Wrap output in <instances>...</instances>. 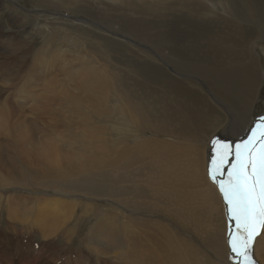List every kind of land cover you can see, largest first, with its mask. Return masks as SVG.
Wrapping results in <instances>:
<instances>
[{
	"label": "bare ground",
	"instance_id": "6f19581e",
	"mask_svg": "<svg viewBox=\"0 0 264 264\" xmlns=\"http://www.w3.org/2000/svg\"><path fill=\"white\" fill-rule=\"evenodd\" d=\"M167 1L168 0H156L155 2H147L146 0H115V2L119 3L117 4L119 5L118 7L117 5L108 6L109 4H107V7H104V9L98 12V9L94 7V4H92L94 6H82L78 3V0H38L37 3H39L40 6L48 5L55 8L58 7L59 9L68 7L86 17L118 24L120 28L124 29L129 35L137 37L136 39L149 44L151 43L159 49H168L171 52V55L174 56L173 58L169 56L170 60L168 63L172 72L175 73V75H179L181 78L188 79L189 76H192V78L195 77L197 80L188 79V81H186L189 83L188 85H191V88L189 89L176 79L177 76L176 78L170 76L165 69L159 66L153 67L150 63H134V70L141 72L143 80L150 82L152 85V90L143 92L141 89L144 88V86L142 88L139 87L140 82L135 75L127 72L123 73L122 76L118 78L116 73L117 68L112 66L108 58L103 60V65L106 64L105 68H103L104 70L109 69V75L106 72L107 75L102 77L100 73V77L96 79L98 80L99 85L95 88L93 85L87 84V82L89 83L94 79L93 73L87 72V74H84L82 72L83 69L93 70L95 63L86 57H80L78 63L81 64L78 68H81V71L76 70L77 72L75 73L72 71L69 74L70 76L68 75L69 81H71L72 78L74 80V86L72 87L75 88L73 89L74 92L75 90L78 91L76 92L77 94H74V92H67L64 96V93H61V89L63 88L62 79L58 77H55V79L53 78L55 81L48 80L46 86H42V89L45 88V90L43 89L44 91L48 90L49 97H47V92L44 93L46 97H42L43 94H40L41 91L39 90L41 89L40 82L43 81L39 82L36 80L37 82L34 83V86L39 87V90L36 89L39 94H34L37 96H34L35 98L32 94V99L35 100H29V94L32 93L33 90L31 89L32 91L29 92L28 89H24V85L26 84L28 87H31V80L30 82H23V85L21 86L23 90L17 89V86L16 88H12V93H9L10 90L5 89L4 87V89H2L1 87L0 121H3L2 123H4L7 120L6 123L8 124L11 121L17 120V118L24 117L28 112L39 111L40 115L43 116L48 115L49 113L51 114V112H54V115L58 114L63 119L61 120L63 125L64 123H67V119L63 118L65 114H70L69 116L71 118L82 116L83 120L81 122L83 125H86L87 123H90L89 119L91 117L95 118L101 115L102 112L99 108L104 105V100L97 99L90 94L93 92L104 93L106 91L107 94L110 92L108 95L110 97L111 94L113 95L114 91L115 94H118V96L121 97L123 100L122 103H124V106L129 109V112L133 115L132 119L135 122H133V124L132 120L129 119V116L126 117L127 111L125 112L120 104L118 107H115V109L119 110V113L122 116L121 127H119V123L113 124L120 132V137L115 142L120 143L128 137L130 139L135 138V141L139 138V141L142 143L137 142L136 148L124 146L121 149L113 147L109 151H101V149H97L96 145H98V142L82 141L81 143L85 155L79 156L78 158L74 157L79 161V164L62 162L61 168L57 169L55 167H57L61 161L60 154H57L56 149L58 151L60 149H58L57 146L56 149L52 147L45 149L42 144H40V147H36L35 144L33 145L30 143L32 138H29V136L31 135L27 136L22 131L17 132L18 128L14 126L13 131H8V140L10 139L13 143V150H11L12 155L9 156L8 160L4 159L3 148L0 147V162H4L5 160L8 161L11 168L7 176L0 177V185L7 186L11 183H26V185L29 186L28 188L34 187L35 182H26L25 174L29 175L33 181L37 180L38 177H45L52 181L61 182H67L68 179L76 181L81 177L94 174L95 171L99 169L116 166V163L119 160L129 155L130 157L124 159L121 165L126 168L129 163L135 162V164H138L141 169L146 164L150 171L146 179L141 181L133 180L135 181L133 183L135 184V190L138 195H135L133 192L125 195L124 189L127 190V187L131 188L128 184H130V182L132 183V181L126 180L125 172H123L124 175L122 174L118 177L119 192H124L121 197L117 196L119 198L117 199L120 202L122 201L124 207L127 209L122 208V212L124 213L123 216L126 214L134 218H144V216L140 215L141 213H145L144 211H154L162 214L161 218H164L165 222L144 221L138 219L132 221L135 224V228L132 230H130L131 228L128 229L130 231L124 229L125 231L117 232L115 231L116 228L110 226L108 230H100L102 231L101 236L104 235L103 239L105 240L109 236H113L110 238H115L114 236L116 235L112 244L119 241L118 244L114 243L115 245H113L115 258L120 259L119 264H205L203 261L204 257L200 253L201 249L199 247L205 249L207 245L205 246L204 244L207 243L212 245L209 248L211 250L212 248L214 249L212 253H215L214 256H216L210 264H231L230 259L228 260V247L222 244L219 245L218 249L215 248L216 245H213V240L210 238L209 234L211 231L208 229V223L213 232L220 229L219 234L213 233V238L223 234L226 241L227 221L224 217L222 201L217 189L210 184L211 181H209L210 179L207 172L209 141L212 138H217L221 141H230L235 144L245 132H247L246 136H248L250 129L255 126V122L261 117H264V71L259 65L260 61L258 62L256 57L257 52L255 50L256 47H254L255 43L262 39L261 36L264 38V22L262 20L264 19V6L259 8L255 3L256 0H170V2L166 3ZM26 2L28 4L31 3L32 0H26ZM33 2H35V0ZM105 3L104 5H106ZM5 5L4 1H0V17L1 11L6 8ZM110 9L112 10L108 14ZM115 10L116 13L110 15L111 12H114ZM17 13V11L12 13L13 16L10 18L12 19L10 26H4V24L3 26H0V51L3 53L14 47H12L11 39L15 34L22 32L27 26V15L20 13L22 24L19 26L15 25L14 18H16L15 15ZM134 17H136V19H134ZM236 20H241L242 22H240H244L245 24L248 22L254 24L257 31L250 27L239 25ZM86 34L85 37L89 38L91 41L101 40L98 45L100 48H104L109 44L106 43L109 42V40L103 37L102 39L96 37L92 35V32H86ZM262 43L264 42L262 41ZM98 47H96L94 43H91L89 46V48L95 51H99L100 48ZM19 48L21 47L19 46ZM46 50L47 49L44 48L43 52H46L48 56L54 55V52L51 49H48V51ZM63 53L55 55V57L58 56V58H56L57 61L54 62L53 60L56 66L60 67L57 70V73L59 71L61 74L62 69L65 66L62 67V61L63 63L67 62L62 56ZM15 54H17V52ZM42 55L43 54H41V56ZM145 55L146 56L144 57L149 59V55ZM162 55L166 57L165 59H168V55ZM42 57L39 62L42 60ZM45 60L52 61V59H48L47 57ZM42 61L40 63H42ZM66 67L68 68V66ZM53 68L55 69L56 67ZM110 69L112 70L113 77H116V81L113 79L112 82H109ZM143 80L140 81L142 82ZM38 82L39 84H37ZM66 82L68 83V81ZM122 82H128L131 88L125 85L123 86ZM183 82L185 83V81ZM71 85L69 87H71ZM205 86L210 90V95L213 98L208 94H205ZM111 87H113V89ZM70 89L72 88H69V90ZM64 90H66V88ZM202 92H204L205 95ZM148 95L153 97L154 102L150 98L146 99ZM34 103H37V108L38 105H40L38 110H36L35 107L33 109ZM218 103L222 104V106ZM226 109L227 111H225ZM32 114H34V112ZM49 116L50 115L47 117ZM114 118L115 117H113V119ZM6 123L4 124L6 125ZM78 123L66 124V128L72 130L74 129L73 127H75L74 125L78 127ZM8 124L6 126H8ZM60 127L59 129H61ZM0 128H2L1 122ZM53 128L52 131L56 130V128L54 130ZM7 129L8 127H6V130ZM94 129L98 130V128ZM60 131H62V129ZM139 131H141V133L150 131L157 137L165 139H144L138 134ZM220 132H222V135L225 134L226 137L223 138L222 135L219 137L214 136L219 135ZM63 135H65V133ZM85 136L88 138L86 132ZM63 140L64 139H62V141ZM71 141L67 142H69L71 146L75 145V143H71ZM30 147L34 150L40 148V150H37L36 158L33 156V150L30 151ZM71 152L73 151L71 150ZM81 157L82 159H80ZM27 158H33L35 161H42V175H37L31 172L29 173V171V174L27 172L23 173L19 172V169H16L18 164H22L23 168H29L28 166L30 164H26L25 162ZM27 161H29V159ZM136 161L139 163H136ZM135 164L130 165V168L137 166ZM47 167L55 170H49ZM116 171L118 172V170ZM46 180L47 179L44 181ZM35 187H37V185ZM49 187L51 186H48L47 188L49 189ZM35 190L36 189L33 191ZM19 198L21 197L19 196ZM96 199L97 198H95V200ZM3 200L6 202L5 205L9 203L8 198ZM11 200H14V198ZM42 200L44 201V199ZM62 201H53L57 205L56 207H52L55 208V211L52 209L53 212H45V210L43 212L42 210L40 211V220L42 223L53 222L57 225L58 223H55L57 218L64 213V217L67 216L68 218H70V214L73 215L72 211L77 202L75 203L73 200L68 203H63ZM111 201L113 200L111 199ZM20 202H22V200ZM24 202L25 201H23V203ZM14 203L12 201L11 204L13 205ZM46 203L47 201H45V204ZM80 204L83 205L82 202H80ZM50 206L53 205L51 204ZM20 207L21 206H19V208ZM43 207H45V205ZM1 208L2 207H0V209ZM57 208L64 213L62 212L63 214H61ZM33 209L34 208H32V210ZM81 209L82 208H80V210ZM14 210L15 209H9L10 212H7L9 213L8 217L11 218L13 216L14 219L18 215ZM21 210L25 211L23 209ZM35 210L36 212H39V210ZM29 211L31 210H28V212ZM38 212L33 215L36 216L39 214ZM218 214L222 218V223L220 228L215 230L218 225L215 223V218L218 217ZM27 215L26 212L20 214L22 221V217L27 219ZM82 215L85 214L83 213ZM117 215L118 214H116V216ZM157 217L160 216L152 218ZM106 218L110 219L108 224H112V218L107 216ZM18 220L14 219V223L16 221L18 222ZM22 221L21 223L25 220ZM27 223L29 224V222ZM104 226L106 225L104 224ZM32 228L33 226L30 229ZM50 230L52 231L53 229H49V231ZM47 233L49 232L47 231ZM53 235L55 236V233ZM1 241L0 250L3 249L4 252L7 250L9 253V251L13 249L12 241L9 239L8 241H4V243H1ZM259 247H261V251L264 252V239L262 244H259Z\"/></svg>",
	"mask_w": 264,
	"mask_h": 264
},
{
	"label": "rangeland",
	"instance_id": "374dc122",
	"mask_svg": "<svg viewBox=\"0 0 264 264\" xmlns=\"http://www.w3.org/2000/svg\"><path fill=\"white\" fill-rule=\"evenodd\" d=\"M0 1H2V2L4 1V3L6 4L5 5L6 8L3 9V11H1L0 26H3V24H4V26H6V25L10 26L11 25L10 22L12 21V19H10V18L13 16L12 13L14 11L18 12L15 15L16 18H14V23L17 26L22 24V18H21L20 14L27 15V17H28V19L26 20L27 26L22 30V32H20L19 34L18 33L15 34L14 37L11 39L12 47L13 46L14 47L12 49L6 50L4 53L0 51V77H1L0 78V89L2 87V89L5 88L7 90H10L9 93H12L11 89L14 87L16 88V86L18 87L17 89H22L21 86L23 85V82L24 83H25V81L30 82V80H31V83H32L31 87L32 88L28 87L26 84V85H24V89L25 90L28 89L29 92H31L33 90L32 93L29 94L30 97L28 96L30 99L29 98L28 99L29 100H35V99H32V94H33V97L34 96L37 97L36 95L39 94L38 93L39 87L34 86V83L37 81H39V82L43 81V82H40V88L42 89V86L43 87L46 86L48 80L49 81L54 80L55 77L62 79L63 88L61 89V93H64V96L66 95L67 92L73 93L74 92L73 89H75L74 87H72V86H74V83H73L74 80L72 78V80L70 79L71 81H69L68 75L72 71L75 73V72H77L76 70L81 69V68H78V66L81 64V63H78V59L80 57H86L89 60L93 61V63H95L93 70H89V69H83L82 70V72L84 74L85 73L87 74V72L93 73L94 79H92V81L89 83L87 82V84L88 85L91 84L95 88H96V86L99 85L98 80H96V79L100 77V73H101L102 77H105L107 75V73L109 75V69L104 70L106 64L103 65V60L108 59V58H109L110 63L112 64V66L114 68H117L116 73L118 75V78H120L123 73H127V72L129 74L135 75L140 82L139 87L142 88L144 86V88L141 89V91H143V92L152 90V85L150 84V82H146L143 80L141 72L134 70V63H150L151 66H153V67L159 66V67L165 69L170 76L175 77V78L177 76L176 79H178V81L181 84H183L185 87L187 86L189 89L191 88V85H188L189 83L186 81H188V79L197 80L195 77L192 78V76H189V75H187V76H189L188 79L181 78L177 74L175 75V73H173L172 70L170 69L171 67L168 65L169 60H170L169 56H171V58L174 57L171 55V52L168 49H165V48L159 49V48L155 47L154 45H152L151 43L149 44V43L143 42L139 39H136L137 37L129 35L124 29H121L118 24L109 23L106 21H101L100 19H94L92 17H86V16L81 15L80 13L74 11L72 8H68V7L59 9L58 7L55 8L53 6H48V5L40 6L39 3H37L38 0H35V2H33L34 0H32V2L28 3V4H27L26 0H0ZM113 1L112 0H95V1L94 0H78V3L82 6L94 4L95 6L94 5H92V6H94L96 9H98L97 11L100 12L102 9H104V7H107V4H109L108 6H113V5L119 4L118 2H115V0H113ZM146 1L147 2H155L156 0H146ZM103 2L104 3L107 2V3H105L106 5H104ZM168 2H170V0H168L166 3H168ZM255 3L257 4V6L259 8L261 6H264V0H256ZM118 6L119 5H117V7ZM13 9H14V11H13ZM111 10L112 9L109 10L108 14L110 13ZM114 13H116V10L114 12L112 11L110 15H113ZM134 19H136V17H134ZM142 19H143V17H142ZM147 19H149V18H147ZM262 20L264 22V19H262ZM236 21L241 26L250 27L251 29L257 31V28L255 27V25L250 23V22L245 24L244 22L241 23L242 22L241 20H240L241 22L239 20H236ZM116 28H118L119 30ZM86 32H92V35H94L96 37H99L101 39L103 37V38L109 40V42L105 41L106 43H109V44H107L104 48L98 47L101 40H93V41L89 40V38L85 37L87 35ZM261 37H262V39L260 41L258 40L255 43L254 47H256L255 50L257 53L256 52L255 53H256V57L258 59V62L260 61L259 65L264 71V43H262V41L264 42V38H263V36H261ZM50 40L55 42V43L51 42ZM91 43H94L96 47L100 48L99 51H95V50L89 48ZM123 43H125V44H123ZM19 46L21 48H19ZM27 46H28V48H27ZM44 48L47 49L46 51H48V49H51L54 52V55L48 56L46 52H43ZM22 49H24V50H22ZM18 50H19V52H18ZM41 51H42V53H41ZM134 51H136V52H134ZM16 52H17V54H15ZM63 52H65V53H63ZM58 53H63L62 56L68 62V63L67 62L63 63V61H62V67L65 65L64 68L62 69V74L59 71L57 73V70L60 67L56 66V64L54 63L55 61H57L56 58H58V56L55 57V55H57ZM41 54H43L42 56L44 58L41 56ZM145 54L149 55V59L144 57V56H146ZM162 54L168 55V59H165L166 57H164ZM73 56H74V58H73ZM41 57L43 60V61L41 60L42 63H40L41 61L39 62ZM46 57L48 59L49 58L52 59V61L50 62V60H45ZM132 59H134V60H132ZM157 59L161 62H159ZM53 60H54V62H53ZM73 61H74V63H73ZM52 66L56 67L57 69L56 68L54 69ZM66 66H68V68ZM72 66H73V68H72ZM52 69H53L54 73H53ZM14 72H16V73H14ZM113 79H114V81L117 80L115 76L113 77L112 70L110 69L109 82H112ZM140 80H143V81L141 82ZM66 81H68L69 84ZM183 81H185V83ZM20 82H22V83H20ZM39 82L37 84H39ZM122 83H123V86L125 85V86H129V88H131V86L128 82L127 83L122 82ZM19 84H21V85H19ZM37 84H35V85H37ZM70 85H71V87H69ZM65 88H66V90H64ZM69 88H72V89L69 90ZM111 88L113 89V87H111ZM36 89H38V90L36 91ZM41 89L39 91L42 92V93L40 92V94H43L42 97H46L44 94L46 92H47L46 93L47 97H49L48 96V90L44 91L45 88H43L44 90L43 89L41 90ZM67 89H68V91H67ZM204 89H205V94H208L211 98H213L210 95V90L206 86ZM76 92H78V91L75 90L74 94H77ZM109 93L107 94L105 91L104 93L93 92L90 94L91 96L96 97L97 99H100L102 101L104 100V103H103L104 105L99 108L100 111L102 112L101 113L102 116L100 115V116H97L95 118L91 117L89 119L90 123H87L86 125L85 124L83 125L81 122L83 120L82 116L71 118L69 116L70 114H68V115L65 114V116H63V118L67 119V121H66L67 123H64V125H63L61 122V120H63V119L58 114L54 115V112L53 113L51 112V114L50 113L48 114V115H50L49 117H47L48 115H45L46 116L45 117L43 115H40L39 111H33L34 114H32L33 112H28V113H31L32 115L27 113L24 117L17 118V120H15V121H11L9 123L10 125L8 123H6V121H7L6 120L4 123H6V125L8 124V126H6L4 123H2L3 121H0L1 125H2V128H0L1 129L0 130V147L3 148L4 159L8 160L9 156L12 155L11 150H13V146H12L13 143L10 139L8 140V134H9L8 131H13L14 126H16L18 128L17 132L22 131L27 136L31 135V136H29V138H32L31 139L32 141H30V143L33 145L35 144L36 147H40V144H42L45 147V149L48 147H52V148L56 149V146H57V148L60 149L59 150L60 153L57 149H56V152H57V154H60V161H61V163L57 167H55L57 169L61 168L62 162L63 163H71V164H79V161H77L74 157L78 158L79 156L85 155V153L83 151V145L81 143L82 141L98 142V145H96V146H97V149H101V151H103V150L109 151L113 147H117V149H121L124 146H128L130 148H136L137 142L142 143L139 141V138L136 139V141H135V138L130 139V138L126 137V140H124L120 143L115 142L120 137V132L118 131V129H116L114 127L113 124L119 123L118 124L119 127L122 126V124H121L122 116L119 113V110L115 109V107H118L120 104V106L123 108V110H125V112L127 111L126 117L129 116V119L132 120V123L134 121L132 119L133 115L129 112V109L126 106H124V103H122L123 100L121 99V97H119L118 94H115V92L113 91V95L111 94L110 95L111 98H110L108 96ZM202 93L204 94V92H202ZM34 94H36V95H34ZM115 97H116V99H115ZM149 98L153 101V97L151 95H148L146 99H149ZM218 104L220 106H222V104H220V103H218ZM36 105H37V103L33 104V109L35 107L36 110H38L40 105H38V108ZM225 111H227V109ZM65 112H66V110H65ZM104 113H106V114H104ZM113 117H115V118L113 119ZM27 118L30 120H28ZM37 118H38V120H37ZM92 118H94V119H92ZM58 120H60V121H58ZM93 121H94V123H93ZM32 122H33V124H32ZM72 123H78V127L76 125H74L75 127H73L74 129H72V130L70 128H66L67 127L66 124H72ZM36 124H37V126H36ZM49 124L52 126H50ZM6 127H8V129L9 128H11V129L6 130ZM59 127L62 129L63 132L60 131L61 129H59ZM49 128H51V129H49ZM52 128H53V130L56 128V130L52 131ZM94 128H98V130H95ZM111 129H112V131H111ZM75 130H77V131H75ZM55 131L57 132V135H56ZM85 132L87 133L88 138L85 136ZM146 132H148V133H146ZM28 133H30V134H28ZM64 133H65V135H63ZM138 134H140L144 139L148 138V140L150 138H151V140H155V138H161V137H157L154 133H152L150 131H145L144 133H141V131H139ZM246 134H247V132H245L244 135L242 136L243 139L247 138ZM33 135H34V137H33ZM221 135H222V132H220L219 135H214V136L219 137ZM65 136H66V138H65ZM222 136H223V138L226 137L225 134H223ZM71 137H72V141H71ZM242 137H240L237 142H239L240 140H243ZM62 139H64V140L62 141ZM73 139H74V141H73ZM111 139H112V141H111ZM161 139H165V138H161ZM67 141H71V143L74 142L75 145L71 146L69 144V142H67ZM60 142L62 143V145ZM226 142H230V141H226ZM99 147H102V148H99ZM31 150H33L32 152L34 154L33 155L34 158H36L37 150H40V148H38L37 150H34L30 147V151ZM71 150L73 152H71ZM62 152H63V154H62ZM15 153H16V151H15ZM212 155H213L212 148L209 144V153H208V159H207V172H208L209 166L211 164ZM127 157H130V156L127 155L125 158H123L119 161L117 160L118 162L116 163V166H109V167L99 169V170L95 171L94 174L89 175V176H85V177H81V178L77 179L76 181H74L73 179H71V180L68 179L67 182L52 181V180L45 178V177H38L37 180L33 181V179H31L29 175L25 174L24 176H25L26 182H28V181L32 182V183L35 182L34 184H35V186L37 185L38 189L35 186L28 188L29 186H27L26 183H16V184L11 183L7 186L6 185L5 186L0 185V195H1L0 196V201H1L0 207H2L0 209V241L2 240L1 243H4V241H8V239H9L12 241V244L14 245V246L12 245L13 249L11 251H9V253L7 252V250L5 252L3 249L0 250V264H119L120 259L115 258V252H113L114 251L113 245H115L114 243L118 244L119 241L114 242L112 244V242L116 238V235L114 236L115 238H110L113 236H109L105 240V239H103L104 235L101 236L102 231H100V230H104V229L108 230L110 227H114V228H116V230L115 229L114 230L117 232L125 231L124 229H126L127 231H130L133 228H135V224L132 221L138 220V219H142L144 221L150 220V221L165 222L164 221L165 219L161 218L162 214L156 213L154 211H144L145 213H141L140 215L144 216V218H136V217L134 218V217L128 216L126 214H125V216H123L124 213L122 212V208L126 209V207H124V204L122 203V201L120 202L118 200L119 198L117 196L121 197L122 193L124 191H125V195L132 193V192L135 195H138V193L135 190V184L133 182L146 179L148 174H149V171H150L149 168H147L146 164L144 165L143 168L140 169L138 164H135V162L129 163L127 165V167L125 168L123 165H121V163ZM28 159H29V161H27ZM80 159H82V157ZM25 162H26V164L27 163L30 164L28 166L29 168H23L22 164H18L16 169L17 170L19 169L18 170L19 172H23V173L27 172L28 173V171H29V173L31 172V173H34L37 175L43 174L42 173L43 172L42 171L43 165L41 163L42 161H35V160H33V158H27L25 160ZM136 163H139V162L136 161ZM229 163H231V160H229ZM132 164H135L137 166L130 168V165H132ZM10 169H11L10 163L8 161L5 160L4 162H0V177L7 176V174L10 172ZM47 169L55 170V169H50L49 167H47ZM116 170H118V172ZM123 172H125V174H126V180L132 181V183L130 182V184H128V186H131V188L127 187V190L124 189L123 192H121V191L119 192V189H118V187H119L118 186V179L119 178L118 177H120L123 174ZM226 172H227V167L225 168V173ZM45 179H47V180L44 181ZM133 180H135V181H133ZM209 181H211V180H209ZM210 184L216 188V186L212 183V181L210 182ZM48 186H51V187H49V189H48L47 188ZM34 189H36L37 191L36 190L33 191ZM67 190H68V192H67ZM72 192H74V193H72ZM6 193H8V194H6ZM10 196H12V197H10ZM19 196L21 198H19ZM26 196H28V197H26ZM47 196L49 197V199ZM15 197H18L19 199L15 198ZM6 198L9 199L10 204L8 203L5 205L6 202L3 199H6ZM13 198H14V200L15 199L17 200V201L15 200V203H14V200H11ZM27 198H29V199H27ZM35 198H37V199H35ZM60 198H61V200H60ZM95 198H97V199L95 200ZM220 198L222 201L221 196H220ZM42 199H44V201ZM72 199L75 201V203L76 202L77 203L74 206L75 208H73V211H72L73 215H71V214L69 215L70 218H68L67 216L64 217L65 213L57 208L58 211L61 212V214L64 213L62 216L57 218L58 222L54 221L56 224L58 223L59 225L57 224L58 225L57 226L53 222L52 223H49V222L42 223V221L40 220V211L41 210H42V212L44 210H45V212H53L52 209H54V211H55V208H52V207L57 206L56 203H54L53 201H55V200L62 201L63 200L62 201L63 203H68V202L73 201ZM111 199L113 201H111ZM21 200H22V202H20ZM12 201L16 205L13 204L14 205L13 206L11 204ZM23 201H25V202L23 203ZM30 201L32 204L30 203ZM45 201H47L46 204H45ZM78 201L82 202L83 205H81L80 202H78ZM22 203H23V205H22ZM43 204L45 205V207H43L44 206ZM51 204L53 206H50ZM77 205H78V207H77ZM79 205H81V206H79ZM222 205H223V209H224L223 210L224 211V217H225V220L227 221V209H226V205L223 203V201H222ZM8 206H10V207H8ZM19 206H21V207L19 208ZM31 207L34 208L33 209L34 211L32 210ZM79 207L82 209L80 210ZM41 208H43V209H41ZM9 209H12V210L15 209L14 211H16L18 213V215L16 216L17 218L16 217L14 218L15 220H18L20 218L18 220V222L16 221L14 223L13 216L11 218L8 217L9 213H7V212L9 211ZM21 209H23V210L26 209V210L22 211ZM35 209L39 210V212L37 211L39 213L36 215L37 217L34 216L37 213ZM86 209H88V210H86ZM28 210H31V211L28 212ZM24 212H26L28 214L27 215L28 217L30 216L29 217L30 219L28 217H27V219L25 217H22L23 221L25 220L23 222L20 214H22ZM75 212H76V214H75ZM131 212H133V211H131ZM83 213L85 215H82ZM133 213H136V212H133ZM116 214H118V215L116 216ZM136 214H138V213H136ZM33 216H34V218H33ZM106 216L112 218V224L111 223L108 224V221L110 219H107ZM156 216H160V217H157L158 219L152 218V217H156ZM38 218H39V220H38ZM82 218H84V219H82ZM70 219H72V220H70ZM113 220H116V221H113ZM21 221L23 223H21ZM27 222H29V224ZM30 223H31V225H30ZM215 223L218 224L217 227L215 228V230H217L218 228H220V225L222 223V218H221V216H219V214H218V217L215 218ZM9 224H10V226H9ZM104 224L106 226H104ZM125 224H127V225H125ZM54 225L57 227H55ZM30 226L31 227L33 226V228L30 229L31 228ZM35 227H37V228H35ZM47 228H48V230H47ZM42 229H43V232H42ZM45 229L49 233H47V231ZM49 229H53L52 231L55 233V236L53 235L54 233L51 230H50L51 232L49 231ZM128 229H130V230H128ZM208 229H209V231H211L209 234H210V238L213 240V245L214 244L216 245L215 248L218 249L219 245H222V244L224 246L228 247L227 249H228V256H229L228 260H229L231 257V254H233V253H231V250L228 246L227 237H226V241L224 239L223 234L218 235L216 238H213V233L219 234L220 229L218 231L213 232L209 223H208ZM96 233H98L99 235ZM263 233H264V230H262L260 235L256 237V240L254 243L253 256H254V259L257 262V264H264V252L261 251V247H259V244L261 245L263 242V239H264ZM103 234H104V232H103ZM227 234H228V221H227ZM262 234H263V236H262ZM2 238L5 240H3ZM218 242H220V243H218ZM69 245H71V246H69ZM204 245L205 246L207 245L208 247L206 246V248L204 249V248H201L198 246L201 250L199 248L198 249L200 250V253L204 257V259H203L204 263L210 264V262L211 263L213 262V258L216 257V256H214L215 253H212L214 249L212 248V250H211L209 247L212 245H210L208 243L204 244Z\"/></svg>",
	"mask_w": 264,
	"mask_h": 264
},
{
	"label": "snow or ice",
	"instance_id": "6c2138e0",
	"mask_svg": "<svg viewBox=\"0 0 264 264\" xmlns=\"http://www.w3.org/2000/svg\"><path fill=\"white\" fill-rule=\"evenodd\" d=\"M209 144L208 177L226 205L228 246L237 264H257L254 243L264 230V117L246 139L233 144L212 138Z\"/></svg>",
	"mask_w": 264,
	"mask_h": 264
},
{
	"label": "water",
	"instance_id": "95a60500",
	"mask_svg": "<svg viewBox=\"0 0 264 264\" xmlns=\"http://www.w3.org/2000/svg\"><path fill=\"white\" fill-rule=\"evenodd\" d=\"M234 254H231L230 262L231 264H237V261L233 258Z\"/></svg>",
	"mask_w": 264,
	"mask_h": 264
}]
</instances>
